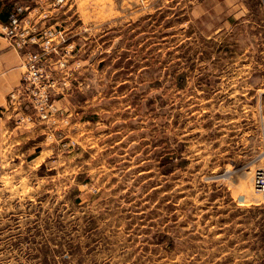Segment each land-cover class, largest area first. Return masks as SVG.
Masks as SVG:
<instances>
[{"label": "rangeland", "instance_id": "1", "mask_svg": "<svg viewBox=\"0 0 264 264\" xmlns=\"http://www.w3.org/2000/svg\"><path fill=\"white\" fill-rule=\"evenodd\" d=\"M18 7L66 42L47 118L7 98L36 132L0 139V264H264L263 1Z\"/></svg>", "mask_w": 264, "mask_h": 264}, {"label": "built area", "instance_id": "2", "mask_svg": "<svg viewBox=\"0 0 264 264\" xmlns=\"http://www.w3.org/2000/svg\"><path fill=\"white\" fill-rule=\"evenodd\" d=\"M56 1L58 4H62L65 0ZM262 1L264 5V0ZM41 9L44 10L43 7ZM26 11V8L18 7L7 14L5 21L0 19V37L11 48L19 52L21 67L25 69L22 72L21 83L8 94V98L13 102L19 101L21 104V97L30 93L28 100L36 104L42 118H47L53 107L49 104L48 96L45 95L44 77L39 65L44 64L47 56L55 54L58 46L65 43L66 40L63 39L61 42V40L56 39V35L51 30L40 29L31 19L24 21L23 17ZM37 17L40 20H48L51 15L44 13L43 17L40 15ZM22 24L26 26H21ZM31 47L37 48L38 52H32ZM259 173L255 182L257 188L263 189L264 173Z\"/></svg>", "mask_w": 264, "mask_h": 264}, {"label": "crops", "instance_id": "3", "mask_svg": "<svg viewBox=\"0 0 264 264\" xmlns=\"http://www.w3.org/2000/svg\"><path fill=\"white\" fill-rule=\"evenodd\" d=\"M0 16L5 19V11L1 10ZM22 79L21 57L18 51L11 48L7 42L0 37V139L3 137L12 141L21 142L29 139L32 133L17 130L14 127L13 117L7 111L8 94L16 88Z\"/></svg>", "mask_w": 264, "mask_h": 264}, {"label": "trees", "instance_id": "4", "mask_svg": "<svg viewBox=\"0 0 264 264\" xmlns=\"http://www.w3.org/2000/svg\"><path fill=\"white\" fill-rule=\"evenodd\" d=\"M0 19H1V20H6V17H5V19H3V18L0 16Z\"/></svg>", "mask_w": 264, "mask_h": 264}]
</instances>
